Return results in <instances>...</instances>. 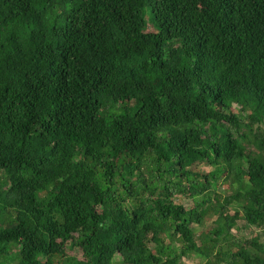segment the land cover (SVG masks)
Here are the masks:
<instances>
[{"label": "trees", "instance_id": "obj_1", "mask_svg": "<svg viewBox=\"0 0 264 264\" xmlns=\"http://www.w3.org/2000/svg\"><path fill=\"white\" fill-rule=\"evenodd\" d=\"M238 219L264 233V0H0V264H264Z\"/></svg>", "mask_w": 264, "mask_h": 264}, {"label": "rangeland", "instance_id": "obj_2", "mask_svg": "<svg viewBox=\"0 0 264 264\" xmlns=\"http://www.w3.org/2000/svg\"><path fill=\"white\" fill-rule=\"evenodd\" d=\"M145 18V22H146V30L149 31H155V28L152 26L150 20H149V15L148 13L144 15ZM233 107H236L235 105H233ZM255 127V125L252 126V129ZM196 169L200 170V171H208L210 169V166H208L207 164H205L204 162H199L196 165ZM222 189H224V187H221ZM221 190V189H220ZM230 189H224V193H229ZM176 200L181 202V204L185 207V208H189L192 204V200L186 196H176ZM229 212H232V210H230ZM213 216H206L204 218V220L202 221L201 225H196V224H191L192 228H193V233L194 236L197 237L201 232L204 231V228H208L210 226H213ZM231 234L235 237H239V238H245L248 239L250 236L258 234L260 237V240L263 242L264 244V233L261 230H255L250 226H247L244 224L242 219H238L235 222V226L231 229ZM65 254L66 256L62 259L57 260L58 263L57 264H66L65 262H63L64 259H66V257H72V258H80L81 257V252L78 248L74 247V248H69L68 246L65 249ZM114 259L117 261V257H114ZM201 259H199L196 256H190L188 258H183L182 262L184 264H188L190 262H199ZM56 261V259L54 260ZM53 261V262H54ZM118 264V263H115Z\"/></svg>", "mask_w": 264, "mask_h": 264}]
</instances>
